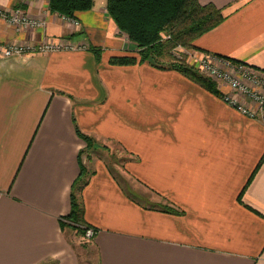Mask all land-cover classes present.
Wrapping results in <instances>:
<instances>
[{
	"label": "crops",
	"instance_id": "0c3cea01",
	"mask_svg": "<svg viewBox=\"0 0 264 264\" xmlns=\"http://www.w3.org/2000/svg\"><path fill=\"white\" fill-rule=\"evenodd\" d=\"M199 1L226 18L197 50L264 71V0ZM0 8L45 21L17 30L0 17L3 44L88 45L0 56V264H264V120L225 102L221 83L218 95L177 70L111 64L139 49L107 0L79 26L49 0ZM79 132L106 150L87 157ZM81 179L90 245L66 221Z\"/></svg>",
	"mask_w": 264,
	"mask_h": 264
},
{
	"label": "trees",
	"instance_id": "16d2710c",
	"mask_svg": "<svg viewBox=\"0 0 264 264\" xmlns=\"http://www.w3.org/2000/svg\"><path fill=\"white\" fill-rule=\"evenodd\" d=\"M49 6L52 12L62 17L75 18L77 13L91 10L94 0H49ZM107 10L118 28L139 49L138 55L112 56L111 64L149 62L159 69L180 71L221 95L217 82L199 74L186 58L189 50L197 49L196 41L201 36L224 22L226 17L222 8L212 3L201 4L199 0H108ZM93 50L101 55L100 49ZM79 134L88 148L94 146L96 141L92 137ZM263 160L264 156L260 165ZM86 182V179H81L77 183L71 195L72 212L67 219L90 226L84 220V206L80 198ZM78 231L84 235V229Z\"/></svg>",
	"mask_w": 264,
	"mask_h": 264
},
{
	"label": "built area",
	"instance_id": "2783aa9c",
	"mask_svg": "<svg viewBox=\"0 0 264 264\" xmlns=\"http://www.w3.org/2000/svg\"><path fill=\"white\" fill-rule=\"evenodd\" d=\"M0 17L5 19L9 24L16 27L17 30H26L32 27L45 26V21L37 20L29 17L25 11L21 8L5 10L0 8ZM74 22L76 25H80L79 21L74 18L66 17ZM6 48V49H5ZM86 46H79L71 44L68 41H59L55 44H45L41 50L46 51H62V50H79L86 49ZM31 47H22L20 45H5L0 43V50L4 52L6 56L20 55ZM221 63L225 67H228L231 71L240 73L243 76V81L234 75V72H229L220 65ZM201 70L207 76V78L221 83L229 87L230 92H225L222 97L225 102L236 108L238 111L248 115L252 118H261L264 120V71L259 70L253 66L245 64L243 62L234 61L233 59L226 57H211L207 56L201 59ZM253 103V107L245 105L243 100ZM73 223L70 220H66ZM75 224L78 228L84 229V237L87 240H91L97 234V229L87 226L86 224Z\"/></svg>",
	"mask_w": 264,
	"mask_h": 264
},
{
	"label": "rangeland",
	"instance_id": "374dc122",
	"mask_svg": "<svg viewBox=\"0 0 264 264\" xmlns=\"http://www.w3.org/2000/svg\"><path fill=\"white\" fill-rule=\"evenodd\" d=\"M105 1L106 0H96V2L98 3H102V4H105ZM107 3H108V0H107ZM1 44H3L1 41H0ZM17 43H10V44H5L6 46L8 45H16ZM22 47H28V46H25V45H21ZM45 46V44H38L37 46H34L32 47L31 46V49L28 50L27 52L23 53V54H20V55H26V53H31V54H35V53H40L42 52L43 50H41V48ZM79 46H87V44H80ZM6 49V48H5ZM19 55V56H20ZM188 57L186 58L187 62L188 63H191L193 64V66H195L196 70L198 71L199 74L201 75H204L206 76L202 70H201V59L204 58V57H207L208 55L202 53V52H199L197 49H192V50H189L188 51ZM0 56L4 57V58H10V57H14V56H18V55H13V56H6L4 54V52H2L0 50ZM216 64L220 65L221 68H224L225 70L229 71V72H234V75L238 78H241L240 80H244L243 79V76L240 74V73H237L235 71H231L230 69H228V67H225L224 65H222L221 63H217ZM207 77V76H206ZM225 86V85H223ZM228 86V85H227ZM231 89V88H230ZM95 140V139H94ZM96 141V140H95ZM97 142H95L94 146L92 145L91 147H87L86 146V150H85V153H86V156L87 157H90L92 155V152H94L95 150H97L98 148L100 149H105V146L104 145H97ZM87 145V144H86ZM114 147V149H110V151L112 150V154H108V159L107 161L109 162V164L112 166V168L115 170H119V171H122L121 168H119V166L117 165L118 163H123V159H125L127 156L124 152L121 151V147L117 144H112ZM108 152V151H107ZM115 162L117 164H115ZM78 228V227H77ZM81 229V228H78V230ZM80 240V243L81 244H86V245H90L92 243V239L91 240H87L86 238H83V237H79L78 238ZM89 247V246H88ZM87 247V248H88ZM93 259V262H96V260L94 259V257H91ZM87 259V258H86Z\"/></svg>",
	"mask_w": 264,
	"mask_h": 264
}]
</instances>
